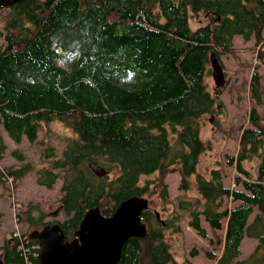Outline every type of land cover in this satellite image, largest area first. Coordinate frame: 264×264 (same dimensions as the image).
Masks as SVG:
<instances>
[{"label": "trees", "instance_id": "16d2710c", "mask_svg": "<svg viewBox=\"0 0 264 264\" xmlns=\"http://www.w3.org/2000/svg\"><path fill=\"white\" fill-rule=\"evenodd\" d=\"M8 7L5 38L17 49L0 48V124L17 143L23 136L33 142L51 121L73 131L59 135V157L51 143H43L39 156L48 164L36 168V182L47 188L61 174L59 208L66 218L53 221L66 237L74 236L88 207L99 205L109 215L122 199L147 195L149 204L141 213L146 234L129 237L116 264H176L165 231L181 232L179 212L171 210L163 219L150 204L157 190L163 203L169 202L164 177L178 170V187L195 191L177 200L188 224L205 237L203 215L214 232L223 229L216 234L221 253L215 264H264L263 253H258L264 244V114L258 108H264V90L259 72L251 74L252 104L239 126L236 152L226 154V162L238 172L234 182L243 189L224 185L220 160L207 173L198 167L201 153L210 147L200 136L199 119L222 106L217 95L221 85L209 98L188 100L191 113L175 118L181 119L164 118L205 72L209 51L219 58L233 48L236 34L243 40L253 37L258 57H264V0H59L51 5L48 0H19ZM189 15L205 19L203 34L182 27ZM199 36L204 45L190 46ZM184 49L182 77L175 58ZM156 107L161 119L134 118V112L152 113ZM5 148L0 136V158ZM11 152L25 160L18 149ZM90 160L103 165L106 173L96 175ZM33 167L27 161L11 164L0 169V176L15 185ZM153 173L156 177L149 179ZM255 207L261 214L248 222ZM25 221L34 228L51 222L43 220L35 202L28 203ZM245 234L259 243L239 258ZM37 242L13 233L0 246L4 263L37 264V256L21 246Z\"/></svg>", "mask_w": 264, "mask_h": 264}, {"label": "rangeland", "instance_id": "374dc122", "mask_svg": "<svg viewBox=\"0 0 264 264\" xmlns=\"http://www.w3.org/2000/svg\"><path fill=\"white\" fill-rule=\"evenodd\" d=\"M58 1L48 0V3L51 5ZM134 1L138 2V0ZM114 3L112 1L110 6ZM8 11L9 7L0 6V48L16 50L17 48H12L9 41L5 38L3 24ZM204 20L202 15H189L188 19L183 22L182 27L186 31L188 28L196 29L198 34H203L206 27L201 24ZM189 44L190 46L195 44L204 45V42L199 36L196 39H192ZM258 46L253 37L248 40H243L239 34L234 36L233 48L222 51L219 56L220 64L224 70V78L223 84L221 85L222 88L218 90L217 95L222 101V106H218L216 111L204 114L199 119L200 136L205 142L210 144V147L203 151L199 157V170L207 173V170L210 167L216 166L217 161L220 160L223 168L222 180L224 185L240 189H243V186L240 183H235L233 179L234 175L238 172L234 165L226 162V154L235 153L238 147L239 126L243 122H246L247 111L252 104L249 83L254 69L260 74V82L264 90V57H258ZM184 53L185 49L175 58L178 66L177 70L182 77L184 75L180 69L185 61ZM212 74L213 69L208 60L205 72H200L197 75L191 83V88L189 87L187 93L182 95L181 100L176 99V105L169 108V112L168 114L165 113L164 118L179 120L184 115L191 113V110L187 106L188 100H202L209 98V93L216 92L220 86L215 85ZM258 108L264 114V108L260 106ZM152 110H154L152 113L145 111L147 115L143 114L144 112H134V118L152 122L158 120L163 115L162 113H158V107ZM178 117L181 118L175 119ZM132 126L136 130L140 128L135 121L132 123ZM64 133L72 135L73 131L64 127L59 121H51L44 123L38 130L37 138L33 142L28 141L23 136L22 140L17 143L0 124V136L3 137L6 143L4 154L0 158V169H4L11 164H22L26 161L34 166L15 185L12 183L11 178L3 179L0 176V246L13 233H24L28 235L34 229V225H29L25 221L27 205L30 202L39 204L43 212L44 221L63 220L66 218V214L59 208V195L62 192L61 174L56 178L51 188H47L36 182V168L48 164V160L42 159L39 156L43 143H51L55 147L56 157H59L63 148L62 142L59 141V135ZM13 149H18L25 156V160L21 161L13 156L11 152ZM153 177H156V173L148 176L149 179ZM144 180L145 178L143 177L141 182ZM164 181L167 183L169 202L163 203L158 196L159 191L157 190L153 195V204H150V207L159 211V215L163 219H167L170 216L171 210H177L179 212V223L182 233L170 232L169 229L165 231L176 264H215L218 255L221 253V244L218 242L216 234H221L223 229L214 232L204 220L203 215H200V221L206 228V236H200L188 224V215L182 212L177 206L179 196L186 197L187 195V197H191L195 191L192 189L186 192L184 189L178 187L180 181L178 170L168 172L164 177ZM145 196L147 197V195ZM32 213H37V211L33 209ZM258 213L260 212L255 207L248 216V222ZM261 215L262 220H264V214ZM257 242L259 243L257 237L254 238L245 234L242 239V249L239 257H246L250 254L256 247ZM193 249H196L195 253H193ZM208 252L212 253V256ZM258 253H263V246L258 249ZM166 264L173 263L167 262Z\"/></svg>", "mask_w": 264, "mask_h": 264}, {"label": "water", "instance_id": "95a60500", "mask_svg": "<svg viewBox=\"0 0 264 264\" xmlns=\"http://www.w3.org/2000/svg\"><path fill=\"white\" fill-rule=\"evenodd\" d=\"M17 1L0 0V5L8 7ZM208 58L215 85H222L224 70L219 58L214 51ZM88 166L98 176L106 173V168L96 160H90ZM148 204L146 196L131 195L122 199L109 215L103 214L99 205L90 206L70 239L58 221L46 222L32 229L28 237L38 241L37 264H116L128 238L146 234L147 227L141 213ZM155 213L159 215L156 210ZM0 264H5L1 254Z\"/></svg>", "mask_w": 264, "mask_h": 264}, {"label": "built area", "instance_id": "2783aa9c", "mask_svg": "<svg viewBox=\"0 0 264 264\" xmlns=\"http://www.w3.org/2000/svg\"><path fill=\"white\" fill-rule=\"evenodd\" d=\"M16 234H18V233H16ZM21 246H22L24 251L31 250L32 255L37 256L38 243H32L29 246L22 244ZM27 263H30L29 259H27Z\"/></svg>", "mask_w": 264, "mask_h": 264}, {"label": "crops", "instance_id": "0c3cea01", "mask_svg": "<svg viewBox=\"0 0 264 264\" xmlns=\"http://www.w3.org/2000/svg\"><path fill=\"white\" fill-rule=\"evenodd\" d=\"M249 215H250V214H249ZM242 239H243V238H242ZM242 239H241L240 244H239L240 250L242 249V246H241ZM240 255H241V253H240ZM239 258H243V257H239Z\"/></svg>", "mask_w": 264, "mask_h": 264}, {"label": "flooded vegetation", "instance_id": "af4514ba", "mask_svg": "<svg viewBox=\"0 0 264 264\" xmlns=\"http://www.w3.org/2000/svg\"><path fill=\"white\" fill-rule=\"evenodd\" d=\"M145 222V221H144ZM146 223V222H145ZM146 227H147V223H146ZM255 238V237H254ZM264 245V244H263ZM249 255V254H248Z\"/></svg>", "mask_w": 264, "mask_h": 264}]
</instances>
